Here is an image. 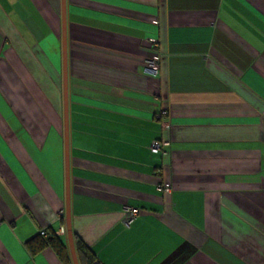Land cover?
<instances>
[{
  "label": "crops",
  "instance_id": "1",
  "mask_svg": "<svg viewBox=\"0 0 264 264\" xmlns=\"http://www.w3.org/2000/svg\"><path fill=\"white\" fill-rule=\"evenodd\" d=\"M66 29L95 264H264V0H66ZM49 228L69 250L61 0H0V264H64L26 247Z\"/></svg>",
  "mask_w": 264,
  "mask_h": 264
},
{
  "label": "water",
  "instance_id": "2",
  "mask_svg": "<svg viewBox=\"0 0 264 264\" xmlns=\"http://www.w3.org/2000/svg\"><path fill=\"white\" fill-rule=\"evenodd\" d=\"M62 19V54H63V96H64V138H65V184H66V231L73 264H79L75 253L70 216V162H69V127H68V87H67V29L66 0H61Z\"/></svg>",
  "mask_w": 264,
  "mask_h": 264
},
{
  "label": "trees",
  "instance_id": "3",
  "mask_svg": "<svg viewBox=\"0 0 264 264\" xmlns=\"http://www.w3.org/2000/svg\"><path fill=\"white\" fill-rule=\"evenodd\" d=\"M45 235L40 232L26 242V247L31 254H36L44 249H52L64 264H70L69 250L65 242L54 232L53 229H45ZM75 252L80 264H95L94 255L91 250L73 234ZM83 261V263H82Z\"/></svg>",
  "mask_w": 264,
  "mask_h": 264
},
{
  "label": "built area",
  "instance_id": "4",
  "mask_svg": "<svg viewBox=\"0 0 264 264\" xmlns=\"http://www.w3.org/2000/svg\"><path fill=\"white\" fill-rule=\"evenodd\" d=\"M157 58L151 59L149 61V66L147 67L148 71L152 72L153 75H157ZM150 150L152 153H158L161 150V142L158 140L153 141L150 144ZM139 210L132 206H125L124 207V223L126 226H130V224L135 220L138 216ZM42 235H45V231L41 230L40 232ZM57 234V233H56ZM58 235V234H57Z\"/></svg>",
  "mask_w": 264,
  "mask_h": 264
}]
</instances>
